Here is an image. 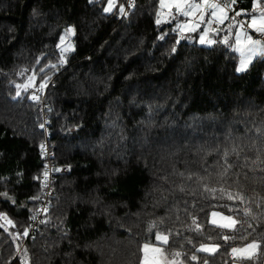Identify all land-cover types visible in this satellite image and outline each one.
<instances>
[{
	"label": "trees",
	"instance_id": "trees-1",
	"mask_svg": "<svg viewBox=\"0 0 264 264\" xmlns=\"http://www.w3.org/2000/svg\"><path fill=\"white\" fill-rule=\"evenodd\" d=\"M123 1L0 0V195L10 197L0 199L10 221L0 218V264H139L157 233L182 264H230L231 248L250 242L264 251V57L237 72L228 45L177 41L158 24L159 0H135L116 21ZM237 1L249 11L251 0ZM28 75L35 83L17 95ZM47 82L49 142L71 169L54 179L24 263L16 235L41 191L42 139L27 95ZM213 211L235 228L210 224Z\"/></svg>",
	"mask_w": 264,
	"mask_h": 264
},
{
	"label": "rangeland",
	"instance_id": "rangeland-1",
	"mask_svg": "<svg viewBox=\"0 0 264 264\" xmlns=\"http://www.w3.org/2000/svg\"><path fill=\"white\" fill-rule=\"evenodd\" d=\"M187 2L193 4L192 0H187ZM175 3H176V0H163V6H162L161 0H159L158 1V8H157V15H156V22H157V19H159L160 23H171L172 24V30L176 33L177 41H185V42H189V43L195 42L198 45H202V46L203 45L204 46H210V45H213L215 43H222V44L228 45L231 49H235V52H236L235 47H237V44H236L235 40L234 41L232 40L233 38H232V36L230 37L229 32H227V33L223 32L219 37H215L213 39L210 38L209 34L211 31L210 30L208 31V24H206L207 16L204 18V21H202V20L197 21V19H195V18H198L195 15L197 13V9H194L187 16H185L182 14V12H178L176 10V8L173 6ZM245 11H247V10H245ZM261 11L262 10H258V11L253 10L249 13V15L251 17V23L250 24L248 23L249 31L244 30V32L247 34L248 37H251V39L253 38L252 33H258L259 31L254 30L249 25L252 24L253 17L256 18V21L259 20L260 24H261V20H260ZM182 19H184L186 21H182ZM193 27H195L196 30H198V29L199 30L198 31L195 30L196 32H192L191 29ZM69 30H71V31H69ZM239 30H242V29L240 27H238V30H236L234 33L235 36L237 35V31H239ZM183 33H190V34H183ZM202 35L204 36V41H205L204 43H201V36ZM72 37H73V29L71 27H67L65 30H63V32H62V34L58 40L57 47H56V54H57V58H58V63H60L61 65L67 64L66 63L67 62L66 57L72 48ZM253 40H254V38H253ZM225 41H227V42H225ZM261 43L264 45L263 42H261ZM262 57H260V58H262ZM241 59H242V57H240L239 61L237 62L236 70L241 67ZM247 67L248 66L246 65V67H244L243 70H241V71H244L245 69H247ZM241 71H237V72H241ZM34 83H35V76L28 75L26 77L25 81H23L20 84H17V86L18 85L20 86L19 88L17 87V91L27 92V90ZM30 91H31V89H30ZM29 95H30V92H29ZM29 95H27L28 100H29ZM1 100H2V104L4 106V109L7 112H11V108L5 107L6 105H5L4 100L2 98H1ZM29 102H31V101L29 100ZM0 218L3 220L5 225L9 223L4 215L3 216L0 215ZM227 218H231V217L226 216L222 213L213 211L210 213L208 221L212 225L222 227L221 225L230 223V220ZM231 220L235 221L233 218H231ZM235 225H236V222L232 227H225V228L234 229ZM161 235L166 236L165 234H161ZM16 236L18 238V245L16 247L14 257L20 258L25 263V261L27 260L26 248H25L26 239L24 237H19L18 235H16ZM156 236H157V234L155 235L153 242H144L141 245V257H140L139 264H141V262L145 259V253L146 252H147V259L149 261H151L152 259L155 258V259L160 261V264H182L179 260H177L175 258H169L168 257V255L164 249L165 244L167 242L164 243L163 241L157 240ZM250 243H253V242H250ZM250 243H248V244H250ZM254 243L259 246L258 243H256V242H254ZM146 244L148 245L147 250H145V248H144V246ZM248 244H246L245 246L243 245V247L239 246L241 248H237L238 251L236 252V254L233 252V248H231L230 251L233 252V254L231 253V255H233L234 259H235L233 261L234 264L244 263L246 261V260L243 261L244 259L250 260V262L248 264H264V251L260 252L258 246L256 248L249 249V248H247ZM202 247L205 249H214V250L203 251V250H200ZM234 248H236V247H234ZM153 249H159V251H153ZM198 250L203 252V253L213 254L216 252L217 246L214 244H201V245H199ZM229 255H230V253H229Z\"/></svg>",
	"mask_w": 264,
	"mask_h": 264
},
{
	"label": "built area",
	"instance_id": "built-area-1",
	"mask_svg": "<svg viewBox=\"0 0 264 264\" xmlns=\"http://www.w3.org/2000/svg\"><path fill=\"white\" fill-rule=\"evenodd\" d=\"M204 0H193L195 4H201ZM217 2L224 9L227 10L230 16L236 18L245 30L249 31L248 16L242 14L243 9L241 3L236 0L235 3H230V0H210ZM135 0H124L120 8V13L116 17V21L120 22L127 20L130 14ZM240 13V15H237ZM255 40L264 42L263 33H252ZM50 82L43 83L45 86L40 87L41 84L31 88L29 100L35 103L39 109L40 124L39 130L42 133V139L38 145V157L41 162V173L33 178V182H37L41 186V192L38 196V202L35 210L31 214L24 238L34 237L41 231V223L45 214L49 211L52 205V199L54 196L53 182L56 176L67 174L71 166L59 165L54 160V154L49 142L48 122H49V101L46 96V90ZM35 217V219H33Z\"/></svg>",
	"mask_w": 264,
	"mask_h": 264
},
{
	"label": "crops",
	"instance_id": "crops-1",
	"mask_svg": "<svg viewBox=\"0 0 264 264\" xmlns=\"http://www.w3.org/2000/svg\"><path fill=\"white\" fill-rule=\"evenodd\" d=\"M193 2V0H192ZM209 3H216L214 1H210L208 0ZM193 4L195 5V3L193 2ZM201 8L197 10V13L195 14L198 18L197 21H204V18L207 16V22L206 24H208V31L210 30V38H215V37H219L223 32L230 33V37L232 36V40L236 42L237 47L236 48V53L238 55V61L241 57V53L244 54L243 58H244V62L245 64L248 66L254 59L256 58H260V57H264V45L261 43L260 44H255L253 43V41H258V40H253V38L251 39V37H248L247 34L244 32V28L241 27V23L234 18L233 16H230L229 13L227 12L226 9H224L220 4H218L220 6V8L215 10V15L213 16L211 13L213 11V9H208L206 8V6L204 5V1L200 4ZM220 9H223V11H221ZM253 10H264V0H251V6L249 7V12L245 11L243 9L242 14H246L248 16V23H251V17L249 15V13ZM182 21H186L184 19H182ZM253 24V21H252ZM251 24V25H252ZM260 21H256L255 26H252V28L254 30H256L257 27H260ZM238 27H240L242 30L237 31V35L235 36V31L238 30ZM216 29V30H215ZM199 30V29H198ZM196 30V31H198ZM196 31H192V32H196ZM243 31V32H242ZM258 33H263V32H258ZM183 34H190V33H183ZM264 34V33H263ZM208 35V34H207ZM239 38V39H238ZM264 43V42H263ZM237 49H239V51H237ZM235 51V49H233ZM262 57V58H263ZM261 59V58H260ZM225 228V227H222ZM245 246V245H244ZM243 247V246H242ZM237 248H241V247H236ZM234 249V248H233ZM231 253L233 254L232 251H230V264H234V256L231 255ZM236 254V252H235ZM247 260V261H245ZM243 261H245L244 263H240V264H248L250 262L249 259H244Z\"/></svg>",
	"mask_w": 264,
	"mask_h": 264
},
{
	"label": "snow or ice",
	"instance_id": "snow-or-ice-1",
	"mask_svg": "<svg viewBox=\"0 0 264 264\" xmlns=\"http://www.w3.org/2000/svg\"><path fill=\"white\" fill-rule=\"evenodd\" d=\"M235 2H236V0H230V3H235ZM161 4L163 6V0H161ZM204 5L208 9H213V11L211 13L213 16L216 14L215 13V10L218 9V8H220V6L218 4H216V3H209L208 0H204ZM173 6L176 8V10L178 12H182V14L185 15V16H187L194 9H197L198 10V9L201 8V5L200 4L193 5L191 3H188L187 0H176V3ZM109 10L110 9H105V11H109ZM220 10L223 11V9H220ZM237 15H240V13H237ZM260 20H261V26L260 27H257L256 28V31L264 32V10L261 11ZM157 23L158 24L160 23V20L159 19H157ZM255 24H256V18L253 17V24L252 25H249V26L252 27V26H255ZM191 30L192 31H195L196 28L193 27ZM69 31H71V30H69ZM204 42H205L204 41V36L202 35L201 36V43H204ZM225 42H227V41H225ZM253 43L259 44L260 41H253ZM173 50H175V49H173ZM237 51H239V49H237ZM243 56H244V54L241 53V57H242V59H241V67L238 68L237 71H241V70H243L244 67H246ZM41 71H43V69H41ZM44 86L45 85L43 83L40 85L41 88H43ZM17 87L19 88L20 86L18 85ZM17 95H20L19 91L17 92ZM225 155H227V153H225ZM246 214H248V213H246ZM33 219H35V217H33ZM227 219L230 220V223L229 224L221 225L222 227H232L235 224V221H232L231 218H227ZM9 223H10V221H9ZM156 238H157V240L163 241L164 243L167 242V237L166 236H162L159 233H157ZM225 239H227V237H225ZM257 246L258 245L253 242V243L248 244L247 245V248L252 249V248H256ZM144 248H145V250H147L148 249V245L146 244L144 246ZM200 250H203V251H212L214 249H205V248L202 247ZM153 251H159V249H153ZM237 251H238L237 249H235V248L233 249V252L234 253L237 252ZM177 255H179V253H177ZM193 259H195V257H193ZM141 264H160V261L157 260V259H155V258L152 259L151 261H149L147 259V252H146L145 253V259L141 262Z\"/></svg>",
	"mask_w": 264,
	"mask_h": 264
},
{
	"label": "water",
	"instance_id": "water-1",
	"mask_svg": "<svg viewBox=\"0 0 264 264\" xmlns=\"http://www.w3.org/2000/svg\"><path fill=\"white\" fill-rule=\"evenodd\" d=\"M10 197L8 195L5 194H1L0 195V199H9Z\"/></svg>",
	"mask_w": 264,
	"mask_h": 264
}]
</instances>
